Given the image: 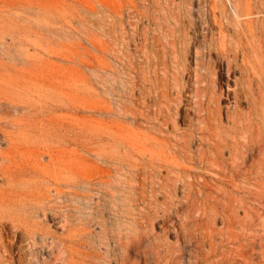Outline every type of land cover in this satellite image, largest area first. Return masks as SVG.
<instances>
[{
    "label": "rangeland",
    "instance_id": "1",
    "mask_svg": "<svg viewBox=\"0 0 264 264\" xmlns=\"http://www.w3.org/2000/svg\"><path fill=\"white\" fill-rule=\"evenodd\" d=\"M115 10L122 15V23L129 25V33L137 29L138 36L119 40L117 53L103 60L84 38V27L98 31L94 23H12L17 36L13 47L10 36H4L0 129L18 133L13 123L21 118L37 124L28 134H19L26 142L21 140L19 149L6 153V158L20 171L12 185L17 198L31 196L29 203L36 216L33 212L30 220L37 222L38 234L35 244L19 234L13 237L15 231L7 220L0 228L4 244L14 240L26 251L25 257L14 255L17 261L10 262V254L3 255L0 248V264H264L263 107L254 106L250 97H241L236 107L232 94L220 98V111L212 104L214 121L206 138L211 143H227L229 148L234 142L243 145L242 156L236 159L223 150L214 170L182 164L191 170L182 175L179 167L171 170L152 165L147 161L149 152L136 147L149 149L155 138L174 140L181 133L190 134L188 117L195 118L191 104L190 112H180L176 127L172 120L171 129L158 125L155 74L148 71L142 53L135 49L143 42L142 30L152 28L148 23L158 22L196 23L200 28L202 23L226 25L231 6L227 0H160L158 4L117 0ZM250 19L264 23V13ZM6 30L0 23V35ZM189 36L193 38L191 33ZM260 40L262 49L250 81L254 98L263 104L264 36ZM192 57L187 59L191 67ZM211 61L210 77L216 89L226 91L227 83L233 88V76L240 80L239 72L227 78L225 62L213 53ZM156 73L161 82L160 66ZM187 89L193 90V85ZM193 136L192 151L205 150L199 144L200 135ZM2 139L0 134V142ZM5 149L0 143L2 156ZM105 157L122 162L128 172L138 170L129 198L116 197L117 192L100 182V178L106 179L100 174L102 169L115 174ZM175 176H184L185 182L177 183L169 195ZM74 180L91 182L78 189L58 184ZM110 180L111 184L118 182ZM5 187L0 179V188ZM64 191L68 194L62 195ZM39 199L46 216L38 209ZM20 205L5 214L15 213L22 219L28 208Z\"/></svg>",
    "mask_w": 264,
    "mask_h": 264
},
{
    "label": "bare ground",
    "instance_id": "2",
    "mask_svg": "<svg viewBox=\"0 0 264 264\" xmlns=\"http://www.w3.org/2000/svg\"><path fill=\"white\" fill-rule=\"evenodd\" d=\"M159 1L153 0L157 4ZM227 2L232 8V14L228 16L226 25L223 23H202V28H200L196 23L158 22L148 23L149 27L152 28L142 30L143 42L135 49L142 53L148 71H153L155 74L153 86L154 101L159 105L157 111L158 125L165 130L171 129L172 124L173 127H176L180 112H190L191 104L195 110V118L188 117L189 124L187 126L191 130L190 134L181 133L175 136L174 140L162 135V138H155L154 146L149 149H145L144 146H136L139 151L149 152L150 159L147 161L154 166L171 170L179 167L182 175H187L191 171L182 164H199L210 170L217 169L219 158L223 156V150H228L231 158L236 159L238 155L242 156L243 145L234 142V145L229 148L227 143L220 141L211 143L208 137L206 138V135L210 134L214 121L212 104L215 110L220 111L218 107L220 98L224 95L229 97L232 94L233 103L236 107L239 105L241 97H250L254 106L259 105L264 109V103L262 104L254 98L250 81L255 68V58L257 59L258 51L262 49L260 39L264 36V23H253L250 18L253 15L264 13V0H227ZM116 3L117 0H0V23H3L7 29L4 31L5 33L0 35V51L5 50L3 48L5 34L10 36L8 39L10 46L13 47L16 44L17 36L14 35L16 26L12 23H94L93 26L97 27L98 31L93 33L84 27V38L92 44L94 50L99 53V58L103 60L105 56L117 53L116 47L119 40L125 41L138 36L137 29H133V33L130 34L129 25L122 23V15L115 10ZM189 33L192 34L193 38H190ZM128 47L129 44L125 42V48ZM84 51L87 54L88 51L85 48ZM14 53L16 52L14 51ZM212 53L225 62L227 78L232 76V72H239L240 80L233 76V88L228 83L226 91H223L221 87L216 89L214 86L215 81L210 77L213 74ZM190 56H193V67L187 63ZM12 58L15 61L18 60L17 57L12 56ZM159 66L163 73L161 82H159L156 73ZM185 77L191 81L185 82ZM245 78L247 82H244ZM190 83L193 85V90L187 89V86L191 85ZM5 84L7 85L8 82L5 81ZM2 85L0 83V88ZM215 95H218L219 98L215 99ZM33 115L34 113L28 114V116ZM240 115L238 114V119H240ZM170 120L173 121L172 124ZM43 123L41 126L46 128ZM232 123L237 125L236 121H232ZM13 124L18 126V133H9L0 129V134L3 136L0 143L6 145L5 155L2 156L3 153L0 152V179L6 185L5 188H0V228H3L2 226H5L8 220L15 231L13 237L19 234L18 236L26 237L35 244L38 234V230L36 231L37 222L30 219L36 210H34L33 204L29 203L31 196L28 197L29 199L27 198L28 200L22 199L24 197L19 199L17 198L18 194L16 195L13 191L14 178L20 171L15 167L13 160L6 158V153L19 149L20 141L23 140L22 143H25L27 140V138L19 137V134H28V131H31V126L37 127V124L30 118H21ZM193 134L200 135L199 144L205 147V150L192 151ZM52 159L53 156H50V160ZM104 160L110 164V167L114 168L115 174L111 173L110 170L102 169L100 174L106 179L100 178V182L117 192L116 197L118 198L132 196L130 194L134 191L133 184L136 175H139L138 170L128 169L130 170L128 172L122 162H117L110 157H105ZM111 178H116L118 182L111 184ZM170 180L172 181V178ZM89 182L91 181L74 180L71 182L59 181L58 184L78 189L83 183L88 184ZM179 182L184 183L185 177L175 176L171 191L168 190L169 195L175 192ZM65 192H62V195ZM114 194L116 195V193ZM75 196L78 195L75 194ZM37 202L39 201L37 200ZM18 204L28 208V212L23 214L22 219L18 220L17 216H14L15 213L13 216L12 214L8 216L5 214L7 210H11L13 206ZM41 206L42 203L38 209L44 213L45 206L44 204V207ZM43 215L46 216L45 213ZM2 238L0 237V248L3 255L10 254V262L17 261L14 255L18 259L25 257L24 251L26 249L24 250L21 244H15L12 240L6 246L5 240L3 241ZM69 243V247L74 250L73 240H70Z\"/></svg>",
    "mask_w": 264,
    "mask_h": 264
}]
</instances>
